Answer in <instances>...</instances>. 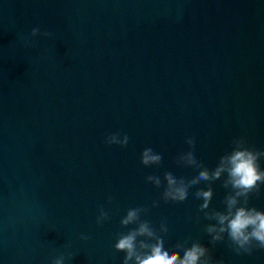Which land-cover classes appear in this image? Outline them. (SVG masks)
<instances>
[{
  "label": "water",
  "instance_id": "water-1",
  "mask_svg": "<svg viewBox=\"0 0 264 264\" xmlns=\"http://www.w3.org/2000/svg\"><path fill=\"white\" fill-rule=\"evenodd\" d=\"M114 132L126 146L105 143ZM190 136L209 169L234 137L264 149V0H0V264H122L113 244L135 227L120 224L132 207L166 247L264 264V249L211 242L194 195L209 182L161 199L163 172L198 174L174 160ZM145 147L159 166L140 163ZM225 178L210 182L209 210H224ZM248 206L264 210V184Z\"/></svg>",
  "mask_w": 264,
  "mask_h": 264
},
{
  "label": "clouds",
  "instance_id": "clouds-1",
  "mask_svg": "<svg viewBox=\"0 0 264 264\" xmlns=\"http://www.w3.org/2000/svg\"><path fill=\"white\" fill-rule=\"evenodd\" d=\"M50 36L47 31L41 32L39 28L33 27L29 36L35 37ZM129 137L127 133H110L105 137V143L126 146ZM185 143L189 145L187 151L174 157L175 163L182 166L195 167L198 174L191 176L176 177L171 172H163V191L161 199L164 201L182 202L189 196L190 189L198 185L201 181L209 182L207 187H199L194 195L202 202L198 205V211L204 213L208 220L216 223L208 224L204 230L210 234L211 242L215 243L224 240V234L230 246L237 254H251L254 248L264 249V210H259L255 206H248L249 196L258 193L261 184H264V168L260 166V159L264 158V149H257L250 146L244 137H234L233 147L219 157L216 166L209 169L199 159L194 136L186 137ZM162 161V155L154 152L151 147H145L140 153V163L144 166L157 165ZM225 175L222 181L225 188H230L224 197V210L210 209V201L213 197L211 181H215ZM147 182L155 187L162 186V180L157 175H147ZM109 201L112 197L108 198ZM156 201H153L155 206ZM143 207H132L126 210V214L121 218L120 224L127 226L134 224L127 232L116 234L113 248L123 252L122 264H224L223 260H213L209 249L199 241H192L187 246L184 243H177L173 250L166 247L164 236L159 235L157 229L151 226L148 220L141 219V213L146 212ZM108 218V213L103 207L99 209L97 223H101ZM161 229L167 233L168 228L165 222H161ZM81 239H88L86 235H81ZM182 250L183 254H180ZM64 257L61 255L52 259L51 264H62Z\"/></svg>",
  "mask_w": 264,
  "mask_h": 264
}]
</instances>
